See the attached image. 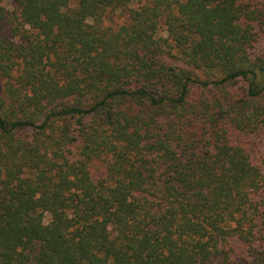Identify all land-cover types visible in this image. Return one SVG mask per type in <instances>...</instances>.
Wrapping results in <instances>:
<instances>
[{
    "label": "trees",
    "instance_id": "1",
    "mask_svg": "<svg viewBox=\"0 0 264 264\" xmlns=\"http://www.w3.org/2000/svg\"><path fill=\"white\" fill-rule=\"evenodd\" d=\"M12 2L0 264H264V0Z\"/></svg>",
    "mask_w": 264,
    "mask_h": 264
},
{
    "label": "rangeland",
    "instance_id": "2",
    "mask_svg": "<svg viewBox=\"0 0 264 264\" xmlns=\"http://www.w3.org/2000/svg\"><path fill=\"white\" fill-rule=\"evenodd\" d=\"M2 4L7 9V11H12L14 9L12 0H2ZM119 20L120 16L116 14H109L105 18L106 23L110 24H116L117 22H119ZM257 48H260V50L264 48V32L262 33V36L260 37L258 43L255 45V51L257 50Z\"/></svg>",
    "mask_w": 264,
    "mask_h": 264
}]
</instances>
